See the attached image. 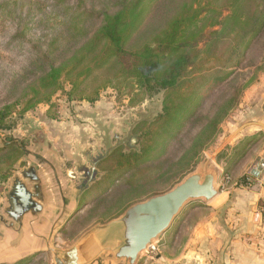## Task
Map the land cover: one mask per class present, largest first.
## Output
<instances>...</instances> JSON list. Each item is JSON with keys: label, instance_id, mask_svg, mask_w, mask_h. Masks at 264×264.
<instances>
[{"label": "crops", "instance_id": "1", "mask_svg": "<svg viewBox=\"0 0 264 264\" xmlns=\"http://www.w3.org/2000/svg\"><path fill=\"white\" fill-rule=\"evenodd\" d=\"M53 101L62 104L54 109L39 104L26 113L23 133L9 141L21 153L0 180V208L8 207L6 194L18 178L38 209L18 220L2 213L0 264L41 259L56 264L73 247L62 264H264V216L256 215L264 208V170L256 168L264 158V69L220 124L214 152L226 159L214 161L217 193L210 200L187 202L153 241L155 249L141 252L134 263L115 258L111 251L122 239L119 218L130 205L148 197L131 200L120 214H98L124 185H131L137 172L136 163L127 168L110 159L118 148L140 152L133 140L126 150L123 146L126 118L122 111L116 118L107 106L100 107V98L91 103H64L59 97ZM228 147L231 151L224 153ZM243 179H249L248 185ZM95 210L97 215L89 214ZM191 214L188 224L180 219ZM96 225L101 227L89 233Z\"/></svg>", "mask_w": 264, "mask_h": 264}, {"label": "trees", "instance_id": "2", "mask_svg": "<svg viewBox=\"0 0 264 264\" xmlns=\"http://www.w3.org/2000/svg\"><path fill=\"white\" fill-rule=\"evenodd\" d=\"M106 1L96 9L83 6V0L75 4L52 0L48 11L43 9L35 19V26L21 22L22 6L29 5L26 16L35 2L0 0V16L17 19L11 41L21 45L34 27L46 28L48 39L28 66L13 73L7 93L21 85L20 91L13 102L0 106V129L9 127L7 119L12 114L23 115L39 104L56 108L60 103L53 101L55 97L64 103L93 102L100 90L113 86L119 95L124 88L134 103L143 98L138 93L150 96L162 92V110L145 132L152 135L146 140L152 143L144 141L139 153H123L118 148L110 158L127 168L136 163L137 172L128 183L132 184L140 181L142 174L154 172L138 168L155 160V155L148 154L160 152L163 135L172 138L183 133L184 142L195 130L191 139L198 145L194 148L197 155L199 147L217 134L219 123L237 108L244 86L237 84L236 69L257 44L264 48V0H181L173 10L169 9L170 0H159L156 6L163 10L155 13L150 8L154 0ZM158 20L162 22L157 24ZM194 73L201 74L192 77ZM212 74L215 83L210 80ZM27 76L30 80L24 83ZM184 85L188 87L183 91ZM206 105L209 112L200 115ZM187 119L192 125L183 129ZM7 138L6 144L0 145V180L21 153ZM187 165L177 174L190 170ZM241 181L249 183V179Z\"/></svg>", "mask_w": 264, "mask_h": 264}, {"label": "rangeland", "instance_id": "3", "mask_svg": "<svg viewBox=\"0 0 264 264\" xmlns=\"http://www.w3.org/2000/svg\"><path fill=\"white\" fill-rule=\"evenodd\" d=\"M25 2H35L33 3L32 10L30 14L25 16V12H28L29 5L24 4L21 8V15L22 20L21 22L27 21V25H35V19L38 18L39 13L44 9L48 11V7L50 8V4L52 0H24ZM64 2H68L70 4L78 3V0H63ZM109 1V0H108ZM111 2L113 0H110ZM181 0H170L169 1V9L173 10L175 4L179 3ZM107 2L106 0H83V6H93L94 8L98 9L101 4ZM159 0H154L150 8H154L155 11L159 10L157 3ZM21 3V2H20ZM19 3V4H20ZM19 4L17 7L19 8ZM39 5V7H37ZM156 6V8H155ZM20 9V8H19ZM163 10L160 8L159 11ZM31 18V19H30ZM162 21L158 20L157 24H160ZM17 29V19L5 17L4 15L0 16V106L4 103L13 102L15 97L18 96L20 91V86L12 93L9 91L7 93V89L11 78L14 72H20L26 66L29 65L30 60L34 57L35 51L40 52L44 50L46 43L48 41L46 37V28H36L34 27L32 32H27L26 38L21 45L18 42L11 41V35ZM45 30V31H43ZM250 56V55H249ZM247 58L246 61L243 62V66L237 70L238 74V86L242 87L241 94L238 97V102L241 101V98L246 90L247 87L250 85L255 84L257 78L261 75L262 70L264 69V48L261 47L260 43L255 46L253 49L251 56ZM197 74L201 73H194L192 75L196 76ZM217 74V73H215ZM210 80L212 83H215V75L210 76ZM30 80V76L24 78L23 82L26 83ZM196 81V79H195ZM188 87L187 85L183 86L182 90ZM123 94L119 95L118 90L113 86H107L100 90L99 97L95 100L97 101L99 98L103 100L102 105L107 106L109 111H111V115L117 118V114L119 111H122L125 116V123L128 126L126 135L124 140H126L123 144L124 148L126 147V143H131L133 140L134 143L137 145V149H140L143 146V142L152 143V141L147 139L151 138L152 135H145L147 125L154 121L157 115L162 110V100L164 98V94L162 92L156 93L150 96H144L141 93H138L137 89L134 91L138 93L137 96H142L141 100L135 99L134 103H131V98L133 97L130 94H126L124 88H122ZM228 90V86L226 88ZM133 91V92H134ZM230 92H232L230 90ZM216 93H214L210 98L214 97ZM203 95V94H202ZM136 98V97H135ZM93 101V102H95ZM59 102L60 101H56ZM91 103V102H90ZM210 103V101H209ZM62 104V103H60ZM208 104V103H207ZM239 105V104H238ZM73 106H70V109ZM196 108V107H194ZM197 109V108H196ZM236 108L232 112L235 111ZM78 110V108H75ZM33 111V110H31ZM28 111L26 113H29ZM204 112L208 113L209 108L204 106L201 108L200 115ZM25 113V114H26ZM23 115L12 114L11 117L7 119V125L9 126L6 129H0V143L6 142L7 137L11 136V139H16L17 136H21L20 134L23 133V129L26 126L24 120L27 118ZM116 115V116H115ZM229 115V114H228ZM227 115V116H228ZM191 118V117H189ZM226 119V118H225ZM31 120V119H30ZM117 120V119H113ZM84 122V121H83ZM87 122V121H86ZM144 122V124H143ZM192 121L185 122L183 129H186ZM223 123V121L221 122ZM219 123V124H221ZM188 124V125H187ZM198 124V123H197ZM192 125V124H191ZM187 126V127H186ZM219 131L217 134L207 143H205L202 147L200 146L201 150L196 155L194 154V148H198V145H195V139L192 141V137L195 134V130L193 133H190V136L186 140L183 141V133H177L174 137L164 136L160 139L161 147L158 149L160 152H150L148 155H155L156 158L154 161H146L144 162L138 169L143 168H150L153 169L154 172L152 174H142L139 182H136L134 185H124L121 190L115 194L111 199L103 204V207L99 209L98 214H101V217L105 218L104 216L111 217L112 215H117L120 211L128 205V203L133 199H139L143 197H149L154 194L163 193L169 190L174 185L178 184L182 181L185 177L195 172H203L204 167H208L210 170L214 172L215 163L214 161H221L226 156L223 154L217 153L215 156L214 148H215V140L220 132V125H218ZM191 127V126H190ZM154 128V127H153ZM152 129V128H151ZM183 129L181 131H183ZM185 132V130H184ZM208 133L203 134L205 138ZM180 135V136H179ZM202 137V138H203ZM203 138V139H204ZM131 140V141H130ZM132 144V143H131ZM167 146V149H165ZM126 150V148H125ZM222 150V149H221ZM234 150V149H233ZM231 151L230 148H225V152ZM158 154V155H157ZM196 155V156H195ZM231 154L227 155V159L230 158ZM180 159V160H179ZM226 159V158H225ZM168 160V162H167ZM178 162L172 166H170L169 162ZM188 163V165H187ZM190 169L185 171L184 173L180 174L178 170L181 166H186ZM157 167H162L163 169H157ZM146 168V169H147ZM121 191H123L121 193ZM121 194V195H118ZM113 195V194H112ZM111 195V196H112ZM117 195V196H116ZM201 199H193L189 200L188 203H196L199 202ZM95 206L92 208V210ZM203 211V209H199V212ZM94 213L97 215V211H91L89 214ZM104 213V214H103ZM198 213V212H197ZM89 216V215H88ZM193 214L190 216H186L180 218L182 221L186 222L187 224L192 221ZM91 218V216H89ZM180 238L182 237L179 234ZM30 264H45L44 260H33Z\"/></svg>", "mask_w": 264, "mask_h": 264}, {"label": "water", "instance_id": "4", "mask_svg": "<svg viewBox=\"0 0 264 264\" xmlns=\"http://www.w3.org/2000/svg\"><path fill=\"white\" fill-rule=\"evenodd\" d=\"M214 178V172L204 167L202 173L195 172L188 175L169 190L130 205L118 220L122 224V239L115 243L111 251L112 255L117 259L134 263L141 252L154 250L153 241L169 227L189 200L206 201L217 193ZM31 198L32 193L26 190L25 185L18 178L15 179L6 194L8 207L0 208L2 209L0 218L2 213H5L18 220L21 214L35 211L38 207ZM111 223L113 221L109 224ZM98 227L101 225L94 226L89 233ZM74 249L71 248L60 259H56L55 263L65 262L67 255H70Z\"/></svg>", "mask_w": 264, "mask_h": 264}, {"label": "built area", "instance_id": "5", "mask_svg": "<svg viewBox=\"0 0 264 264\" xmlns=\"http://www.w3.org/2000/svg\"><path fill=\"white\" fill-rule=\"evenodd\" d=\"M257 171L258 172H262L264 170V158H261V160L259 161V163L256 166ZM256 215L259 217L264 216V208L260 207L257 211H256Z\"/></svg>", "mask_w": 264, "mask_h": 264}, {"label": "bare ground", "instance_id": "6", "mask_svg": "<svg viewBox=\"0 0 264 264\" xmlns=\"http://www.w3.org/2000/svg\"><path fill=\"white\" fill-rule=\"evenodd\" d=\"M120 214V213H119Z\"/></svg>", "mask_w": 264, "mask_h": 264}]
</instances>
